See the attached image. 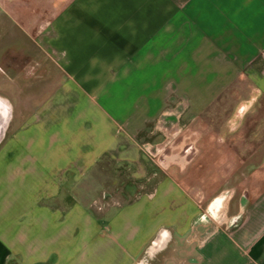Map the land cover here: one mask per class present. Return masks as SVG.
I'll list each match as a JSON object with an SVG mask.
<instances>
[{
    "label": "crops",
    "instance_id": "crops-1",
    "mask_svg": "<svg viewBox=\"0 0 264 264\" xmlns=\"http://www.w3.org/2000/svg\"><path fill=\"white\" fill-rule=\"evenodd\" d=\"M0 63L54 75L0 159V264H136L163 228L144 264H264V0H0Z\"/></svg>",
    "mask_w": 264,
    "mask_h": 264
},
{
    "label": "rangeland",
    "instance_id": "rangeland-1",
    "mask_svg": "<svg viewBox=\"0 0 264 264\" xmlns=\"http://www.w3.org/2000/svg\"><path fill=\"white\" fill-rule=\"evenodd\" d=\"M190 53L191 52H188L186 56L190 55ZM187 59H189V57ZM50 70H52V68H48V71ZM61 78L62 76H59L58 81ZM0 95L7 98L13 106L11 129L7 135L6 141L0 147V159H2L4 149L8 151L7 154L10 151H15L17 154L19 153V143L16 142L17 134L21 130L38 122L37 120L40 116L36 114V110H41L42 108L47 107V103H49L54 97V75L49 77L46 81L41 80L36 83H27L21 79H6L5 81L0 82ZM43 148L44 143L41 144L38 150L43 151ZM51 155L54 157V150ZM253 161L260 162L261 159H254ZM89 175L90 173L86 175L85 179H79L80 181L77 180V183L74 185L75 193H79L80 195L82 193L85 194L86 199H90L97 191L99 183V181L87 180ZM52 182V185L45 181H42L40 185L35 183L33 189L41 187V189L44 190L51 188L54 190V180ZM207 183V180H202L200 186L202 185V187H205L207 186Z\"/></svg>",
    "mask_w": 264,
    "mask_h": 264
},
{
    "label": "water",
    "instance_id": "water-1",
    "mask_svg": "<svg viewBox=\"0 0 264 264\" xmlns=\"http://www.w3.org/2000/svg\"><path fill=\"white\" fill-rule=\"evenodd\" d=\"M256 97L252 96L249 100L241 103L238 108L235 111V114L232 119L233 125H238L240 122L243 114L246 112V110L251 106V104L255 101ZM13 120V106L11 102L5 98L4 96L0 95V147L4 143V141L7 138V135L11 129ZM169 231L165 228L161 229L154 240L151 242L149 247L147 248L144 255L140 258V260L136 264H144L146 258L149 256L150 253H152L155 249V247L158 245L159 241L161 239H165L164 248L165 250L168 247V244L170 243V235Z\"/></svg>",
    "mask_w": 264,
    "mask_h": 264
},
{
    "label": "flooded vegetation",
    "instance_id": "flooded-vegetation-1",
    "mask_svg": "<svg viewBox=\"0 0 264 264\" xmlns=\"http://www.w3.org/2000/svg\"><path fill=\"white\" fill-rule=\"evenodd\" d=\"M47 49H48L49 53L54 56V52L52 50H50L49 47ZM47 60H48V55L44 54L41 57V60L39 62L35 63V65H37V66H34V64L31 65V62L29 59H25L24 61H21V62H18L15 64L14 58L11 57V58H9V61L5 62V64L7 65V67H10V68H13V67L15 68V66L17 65V68H19L20 70H22L26 73H32L33 72L32 77L34 79H38V78H40L46 74L47 69L45 67H42V66L40 67L39 65H40V63H44ZM3 70H4L3 63H0V72H2ZM242 72H243V75H242L243 78L246 79V77H248V76L253 78V77L257 76L258 69H256L253 65H251V66L244 68ZM155 172L156 171H154V175L156 176ZM151 184H152V182H151ZM143 188H144V184L141 181L122 182L119 185V187H117L114 190V192L120 198H126L131 194H139ZM111 195L112 194L110 193V196Z\"/></svg>",
    "mask_w": 264,
    "mask_h": 264
}]
</instances>
